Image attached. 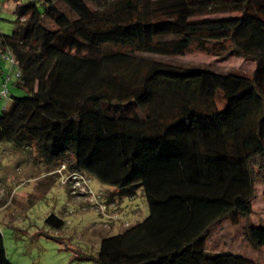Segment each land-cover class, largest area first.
<instances>
[{"label":"trees","instance_id":"1","mask_svg":"<svg viewBox=\"0 0 264 264\" xmlns=\"http://www.w3.org/2000/svg\"><path fill=\"white\" fill-rule=\"evenodd\" d=\"M14 13L0 48L14 56L25 94L0 108V142L33 146L47 164L66 160L114 194L141 187L147 202L143 219L101 237L86 258L260 264L217 242L207 246L214 221L250 216L259 183L264 197V0H29ZM191 50L255 64L247 74L173 59ZM152 88L205 102L185 105L129 145L125 119L145 120ZM192 197L227 208L170 245L190 223ZM46 221L63 224L54 213ZM242 232L251 246L264 245V224L246 222ZM0 264H13L1 233Z\"/></svg>","mask_w":264,"mask_h":264},{"label":"rangeland","instance_id":"2","mask_svg":"<svg viewBox=\"0 0 264 264\" xmlns=\"http://www.w3.org/2000/svg\"><path fill=\"white\" fill-rule=\"evenodd\" d=\"M29 0H0V31H12L18 3ZM40 4L41 0H35ZM8 52L0 56V108L9 105L11 94H25L24 88L15 84L16 63L11 62ZM180 62H212L218 69L231 72L238 69L249 73L255 62L252 58L234 55H209L198 50L176 56ZM142 103L146 115L143 121L125 119L127 143L133 145L146 134L158 129L171 116L182 111L190 103H204L203 99L186 96L157 88L150 89ZM152 93V94H151ZM151 97V98H150ZM148 131V133H146ZM146 133V134H145ZM68 161L47 164L40 160L33 146H15L14 142H0V233L8 259L13 264H98L92 258L98 253L101 237L117 233L126 226L143 219L148 213L147 202L141 187L132 194L116 192L108 184L95 177L79 172V184L85 192L72 187L74 181L68 174L73 172ZM83 181V182H82ZM262 184L256 185L252 199L253 211L239 224L227 220L214 221L210 228L208 248L214 242L218 250L244 254L264 264V245L251 246L243 237L242 225L264 224V197ZM97 197L94 200L91 196ZM103 202L100 208L98 202ZM192 218L188 226L169 244L186 240L206 222L222 213L227 206L221 202L192 197ZM54 213L63 219L60 227L46 221Z\"/></svg>","mask_w":264,"mask_h":264},{"label":"built area","instance_id":"3","mask_svg":"<svg viewBox=\"0 0 264 264\" xmlns=\"http://www.w3.org/2000/svg\"><path fill=\"white\" fill-rule=\"evenodd\" d=\"M5 52H8V54L11 56V62L12 63H16V60H15V58H14V56L12 55V53L9 51V50H6ZM5 52L3 53V54H5ZM2 54V55H3ZM19 70L18 69H16V72H15V74H16V76L17 75H19ZM6 91H7V89H6V82H5V88L4 89H2L1 90V92H0V95H4L5 93H6ZM68 176H70V178H71V180L72 181H74V184L72 183V187L73 188H78V189H80V190H82V191H86V190H84L83 188H82V186L83 185H81V184H79V177H81V174L78 172V171H73V172H71L70 174H68L67 175V177ZM83 182V181H82ZM91 196H92V198L94 199V200H97V197L96 196H93V194H91ZM98 206H100V208H102V207H104L105 205H104V203L103 202H98Z\"/></svg>","mask_w":264,"mask_h":264},{"label":"crops","instance_id":"4","mask_svg":"<svg viewBox=\"0 0 264 264\" xmlns=\"http://www.w3.org/2000/svg\"><path fill=\"white\" fill-rule=\"evenodd\" d=\"M4 52H5V51H1V48H0V56H1ZM0 67L2 68L1 65H0ZM104 190H108V192L110 191V194H109V195H111L112 191H111L110 189L105 188Z\"/></svg>","mask_w":264,"mask_h":264}]
</instances>
